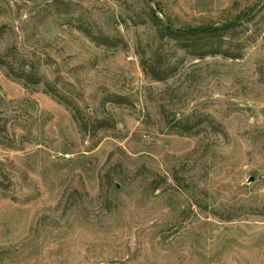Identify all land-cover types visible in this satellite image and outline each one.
Masks as SVG:
<instances>
[{"label":"rangeland","instance_id":"obj_1","mask_svg":"<svg viewBox=\"0 0 264 264\" xmlns=\"http://www.w3.org/2000/svg\"><path fill=\"white\" fill-rule=\"evenodd\" d=\"M259 1L0 0V264H264Z\"/></svg>","mask_w":264,"mask_h":264},{"label":"trees","instance_id":"obj_2","mask_svg":"<svg viewBox=\"0 0 264 264\" xmlns=\"http://www.w3.org/2000/svg\"><path fill=\"white\" fill-rule=\"evenodd\" d=\"M150 15L155 18L159 23V28L166 37L172 40L175 38H181L185 42L181 47L186 51L188 55L197 59H202L207 56H224L228 58H236L234 54L229 52V48L223 49V42L218 36L219 32H225L238 26L235 25H222L219 27H213L202 31H189L185 29L175 28L170 22L167 24L162 23L156 16L153 10H150ZM144 72L147 75L155 76V70H153L152 64L148 65L143 63Z\"/></svg>","mask_w":264,"mask_h":264},{"label":"water","instance_id":"obj_3","mask_svg":"<svg viewBox=\"0 0 264 264\" xmlns=\"http://www.w3.org/2000/svg\"><path fill=\"white\" fill-rule=\"evenodd\" d=\"M262 1L263 0H260L259 3L257 4V6L250 12L248 13L247 15H245L244 17H241L237 20H234V21H230V22H226V23H221L222 25H235V24H239L241 22H243L244 20H246L247 18H249L251 15H253L256 10L261 6L262 4ZM150 2V0H148V3ZM215 25H210V26H205V27H190L188 29H185V30H189V31H202V30H205V29H210V28H213Z\"/></svg>","mask_w":264,"mask_h":264}]
</instances>
